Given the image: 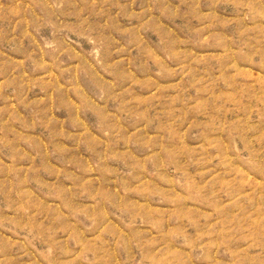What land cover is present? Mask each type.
Returning <instances> with one entry per match:
<instances>
[{
  "label": "rangeland",
  "instance_id": "rangeland-1",
  "mask_svg": "<svg viewBox=\"0 0 264 264\" xmlns=\"http://www.w3.org/2000/svg\"><path fill=\"white\" fill-rule=\"evenodd\" d=\"M0 264H264V0H0Z\"/></svg>",
  "mask_w": 264,
  "mask_h": 264
}]
</instances>
